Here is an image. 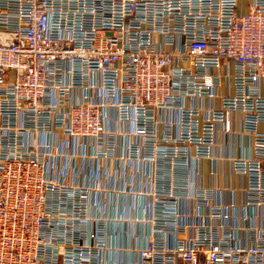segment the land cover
Returning <instances> with one entry per match:
<instances>
[{
	"label": "built area",
	"instance_id": "built-area-1",
	"mask_svg": "<svg viewBox=\"0 0 264 264\" xmlns=\"http://www.w3.org/2000/svg\"><path fill=\"white\" fill-rule=\"evenodd\" d=\"M232 119L249 155L230 171L245 205L264 206V0L245 13L240 0H0V264H100L99 185L54 177L52 148L63 137L68 152L113 157L109 123L132 125L121 159L164 177L140 264H264V225L224 223L234 198L178 195L166 179L212 159Z\"/></svg>",
	"mask_w": 264,
	"mask_h": 264
},
{
	"label": "crops",
	"instance_id": "crops-1",
	"mask_svg": "<svg viewBox=\"0 0 264 264\" xmlns=\"http://www.w3.org/2000/svg\"><path fill=\"white\" fill-rule=\"evenodd\" d=\"M240 3L241 11L245 13L250 0H240ZM225 92V89H222L221 93ZM202 102L201 99L193 98L184 100L186 106ZM217 102L218 99L215 100V103ZM166 116L171 115L168 113L164 115ZM232 121V129L235 132L223 135L220 129L217 130L212 159H202L198 171L194 168L193 161H190L185 168H180L181 173L177 172L166 179L168 182L174 181L172 189L178 195L193 197L200 188L209 190L211 203L228 204L234 198L235 205L230 210L229 218L224 220L229 226L250 224L262 226L264 206L245 205L246 196L243 193L245 179L242 175L231 172L229 168L230 157L249 155V137L245 134L240 135V123L237 119ZM108 127L117 131L114 141L116 154L113 157L82 155L77 149L73 153L68 152L63 137H60V141L54 144L52 152L63 155L57 157L53 174L56 178L69 176L76 185L89 187L99 185V191L90 194L89 198L97 201L93 213L105 218L103 221L105 232L102 236L105 247L102 250L100 264H140L139 253L151 235L150 218L155 213L152 192L156 184L164 183V177L160 175L158 163L155 161L119 157L124 147L123 143L127 145L134 139L130 133L131 124L109 123ZM259 129L264 130V124H260ZM169 167V164L164 165V169ZM167 173L171 174V171L167 170ZM231 190L236 191L234 196ZM179 208L185 211L188 209L189 213L193 214V199L183 197ZM244 213L248 216L246 220L242 217ZM185 236L186 234L181 235ZM239 236L244 238L245 232H240Z\"/></svg>",
	"mask_w": 264,
	"mask_h": 264
}]
</instances>
